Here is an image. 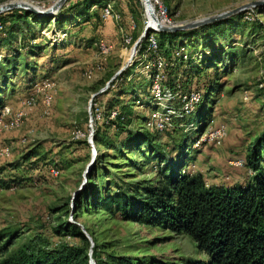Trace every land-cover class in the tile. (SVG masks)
<instances>
[{
	"label": "rangeland",
	"instance_id": "1",
	"mask_svg": "<svg viewBox=\"0 0 264 264\" xmlns=\"http://www.w3.org/2000/svg\"><path fill=\"white\" fill-rule=\"evenodd\" d=\"M9 1L13 0H0V4ZM23 1L47 8L57 0ZM76 1L80 0H65L59 9L69 10ZM112 1L121 14L122 28L120 32L115 25L114 36H105L99 9H93L90 14L96 18L86 22L74 18L77 8L66 13L69 18L72 15V20L60 27L54 23L35 24L31 29L30 24H22L25 34L28 30L37 34L36 44L24 56H28L25 70L15 72L14 76L13 71L8 73L7 90L3 88L8 82L0 72V114L4 106L11 113L18 109L19 100L31 86L26 79L37 82L50 78L55 82V92L48 115L37 100L35 107L27 110L21 126L0 128V149L8 147L10 151L8 156H0V230L17 229L25 238L40 236L50 247L59 243L81 244L78 237L54 231L60 222H74L101 260L108 256H128L135 264L205 260L190 236L125 220L120 213L103 211L95 202L96 188L103 198L106 191L131 192L152 184L156 178L155 161H147L151 144L144 141L135 147L133 135L126 138L127 130L118 129L108 120L106 107L113 96L117 110L130 105L133 132L147 131L143 122L149 114L145 105L140 107L134 101L138 92L147 96L148 83L136 57L129 58L132 44L146 26L144 6L140 0ZM161 1L177 23H190L261 0ZM130 20L135 24L134 30ZM189 30L194 32L186 41V48L194 57L188 66L194 73L192 82L209 86L202 93L201 112L197 114V110L188 119L199 123L201 131L223 124L226 135L220 143L191 147V138L197 135L194 125L184 129L186 133H150V138L167 146L170 163L185 160L193 174L199 172L207 185H245L252 173L248 174L245 167H231L227 161L239 157L245 160L248 147L264 132V3ZM124 33L133 35L126 49L122 42ZM99 40L111 45L107 54L99 53ZM203 60L211 62L210 68L195 71ZM122 66L125 71L114 82ZM88 69L94 70L91 78L85 75ZM94 103L101 108V116L90 122ZM8 120L3 117L4 124ZM74 130L85 137L73 138ZM95 130L97 141L93 136ZM52 170L58 174L54 175ZM89 256L92 261L91 249Z\"/></svg>",
	"mask_w": 264,
	"mask_h": 264
},
{
	"label": "trees",
	"instance_id": "2",
	"mask_svg": "<svg viewBox=\"0 0 264 264\" xmlns=\"http://www.w3.org/2000/svg\"><path fill=\"white\" fill-rule=\"evenodd\" d=\"M107 1L109 0L76 1L72 3L69 10L62 7L54 15H37L20 8L0 13V51L2 52L0 53V72H3V79L8 82L4 84L3 89L7 90L9 87L10 81L6 77L10 71H13L14 76L15 72L25 70L28 56H24L33 51L32 47L36 44L37 34L34 35L30 30L28 34H25L23 23L30 24L31 29L35 24L43 26L54 23L60 27L61 24L72 20V15L69 18L66 13L77 8L79 10L74 18H80L86 22L92 16L90 7L96 5L101 9ZM217 23L213 25H218ZM190 36H194L191 30L157 33L159 50L170 63L164 71V84L170 85L179 81L183 90L199 91L202 96L197 109L199 114L204 88L209 85L197 86L196 81L192 82L194 73L190 72L188 66L194 62L192 61L194 57L192 58L186 48V41H190ZM177 38H179L178 42H176ZM29 47L31 48L28 49ZM181 47L185 49L186 59L175 55L176 50ZM144 48L145 37H142L137 47V57L141 55ZM136 61L148 87L147 96L143 92H138L135 94L134 101L140 107L145 105L150 113L154 107L150 92L151 81L142 71L140 60L136 59ZM181 63L182 66H180ZM210 65L209 60L200 61L195 71L210 68ZM124 71L125 68L115 76L116 80L113 79V81L120 80ZM34 80L26 79V84L31 85V88L36 82ZM126 80L130 78L126 77ZM113 99L116 97L113 96L107 103L106 111L108 112L112 109L117 110L116 107L114 108ZM129 106V104L122 106L120 110H117V116L108 120L118 129L127 130L126 138L133 135L135 147H139L144 141L151 144L147 161H155L156 164L153 167L156 169V178L152 184H145L143 188L138 187L131 192L121 189L106 191L103 198L99 197V188H96L95 202L99 207L108 213H120L125 220L162 227L177 234L190 236L206 259L196 262L188 261L185 264H264V132L248 147L245 155V165L252 171L245 185L227 187L207 185L201 174H193L185 160L175 164L170 163L165 148L167 146L163 142H156L158 140L155 138H150V133L166 136L179 132L186 133L184 128L150 130L144 124L148 114L143 122L147 131L133 132L130 128L132 118L129 116L131 115ZM194 125L196 128L193 132L197 135L191 138V147L202 132L199 123L196 125L193 121ZM93 136L97 141L96 130ZM17 231V229L8 228L0 230V264H135L128 256H108L107 260L97 258L94 255V248H90L88 238L74 222H60L55 225L54 231L58 234L67 232L71 236L78 237L81 244L59 243L50 247L49 243L40 236L25 238ZM90 249L92 261L89 256Z\"/></svg>",
	"mask_w": 264,
	"mask_h": 264
},
{
	"label": "built area",
	"instance_id": "3",
	"mask_svg": "<svg viewBox=\"0 0 264 264\" xmlns=\"http://www.w3.org/2000/svg\"><path fill=\"white\" fill-rule=\"evenodd\" d=\"M140 1L144 6V1ZM150 2L151 5L153 4V13L158 23L164 26H174L178 24L177 21L168 15L169 9L161 0H150ZM147 12L148 10H146L144 6L146 26L150 23V16ZM100 18L104 22L107 20H113L117 23L120 22L121 14L114 8L112 0L107 1L105 5L101 7ZM130 21V28L134 30L135 24L132 20ZM119 30L122 32V28L120 26ZM142 37H145V48L141 55L137 57V47ZM122 42L126 49V46L132 42V36L124 33L122 35ZM136 42H138V44L133 52L132 48ZM97 47L100 54H107L111 49V45L104 42V40H99L97 42ZM184 51L185 49L181 47L176 50L175 55L182 56L183 59H186L187 57ZM129 52V58L133 56L136 57L137 60H140V64H142V71L151 81L150 92L154 107L144 123L145 126L148 129L155 131L170 130L181 127L188 129L192 127L193 121L192 119H188V117L197 111L202 101L201 93L196 90H183L179 81H175L170 85L164 84V71L167 66H170V63L159 50L157 32L152 29V31L147 34L142 33L140 37L134 41ZM93 73L94 70L88 69L86 70L85 75L87 78H91ZM54 92L55 82L52 79L45 78L35 82L29 89L28 94L19 100V107L15 112L11 113V109L8 106H4L2 108L0 114V128L6 127L7 129H14L21 126L27 114V110L35 107L37 100H40L43 113L48 115L52 106ZM93 105L94 107L92 108L93 110L91 112L92 116L90 117V122L92 119L95 121L101 116V108L97 103H94ZM117 114V110L112 109L108 112V118L114 119ZM4 116L9 119L5 124L3 123ZM186 121L189 122L187 123ZM72 135L73 138L76 139L85 137V134L79 130L72 131ZM225 135L226 127L223 124L205 128L194 140L192 147H198L199 145L205 143H220ZM9 153L10 151L8 147L0 149L1 157L8 156ZM227 162L231 167H245L248 174L252 173V171L246 167L245 160L243 158H230ZM51 172L54 175L58 174L55 170H52Z\"/></svg>",
	"mask_w": 264,
	"mask_h": 264
},
{
	"label": "water",
	"instance_id": "4",
	"mask_svg": "<svg viewBox=\"0 0 264 264\" xmlns=\"http://www.w3.org/2000/svg\"><path fill=\"white\" fill-rule=\"evenodd\" d=\"M64 2H65V0H57L52 5H50L49 7L41 8V7L34 5L33 3L28 2V1L13 0V1H9L6 3L0 4V13L7 11V10H10V9L20 8V9H24L28 12L37 14V15H54L57 13V11L63 5ZM260 3H264V0L254 1L250 4H247V6H242V7L230 10V11L222 12L220 14L205 17V18L198 20V21H194V22H190V23H178L174 26H164V25H161L160 23L157 22V20L154 16V13H153V9L151 7L150 0H144V6H145L146 10H148V7H150L149 16H150V20L153 23H152V25L149 23L147 26H145L143 34H147L150 31V28L151 29L153 28L157 33H160V32L174 33L176 31L189 30V29H192V28L204 25V24L219 21L223 18H226V17L236 13V12L247 9V7H251V6H254L256 4H260ZM137 44H138V42H136L134 44V46L132 48L133 52H134ZM123 68L124 67L122 66L119 71H121Z\"/></svg>",
	"mask_w": 264,
	"mask_h": 264
},
{
	"label": "crops",
	"instance_id": "5",
	"mask_svg": "<svg viewBox=\"0 0 264 264\" xmlns=\"http://www.w3.org/2000/svg\"><path fill=\"white\" fill-rule=\"evenodd\" d=\"M96 10V9H99V20L101 21V23H103L104 25H105V32H104V34H105V36H114V34L116 33V26L115 25H117V26H119V23H117V22H115V21H113V20H107V21H102L101 20V18H100V8H98L96 5H92L91 7H90V12L92 11V10ZM97 13V12H96ZM93 17V19H94V17L96 18V16H91V18ZM91 18H90V20H91ZM129 26H127V28H128ZM133 36V35H132ZM129 59V58H128ZM128 61V60H127ZM246 154H244V156H245ZM241 156V155H240ZM240 158V157H239ZM242 158V157H241ZM199 173V172H198Z\"/></svg>",
	"mask_w": 264,
	"mask_h": 264
},
{
	"label": "bare ground",
	"instance_id": "6",
	"mask_svg": "<svg viewBox=\"0 0 264 264\" xmlns=\"http://www.w3.org/2000/svg\"><path fill=\"white\" fill-rule=\"evenodd\" d=\"M23 1V0H22ZM144 1V0H143ZM151 7H153L152 5H151ZM149 10H150V7H149ZM150 12V11H149ZM148 15H149V13H148ZM152 21L150 20V24L152 25Z\"/></svg>",
	"mask_w": 264,
	"mask_h": 264
}]
</instances>
